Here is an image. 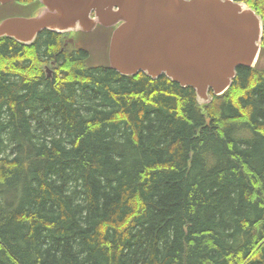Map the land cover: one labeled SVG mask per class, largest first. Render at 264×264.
I'll return each mask as SVG.
<instances>
[{
    "label": "trees",
    "instance_id": "obj_1",
    "mask_svg": "<svg viewBox=\"0 0 264 264\" xmlns=\"http://www.w3.org/2000/svg\"><path fill=\"white\" fill-rule=\"evenodd\" d=\"M234 1L259 57L202 105L54 31L0 37V264H264V0Z\"/></svg>",
    "mask_w": 264,
    "mask_h": 264
},
{
    "label": "water",
    "instance_id": "obj_2",
    "mask_svg": "<svg viewBox=\"0 0 264 264\" xmlns=\"http://www.w3.org/2000/svg\"><path fill=\"white\" fill-rule=\"evenodd\" d=\"M39 2L41 8L32 16L0 19V37L28 44L44 28L60 32L88 31L96 24L110 27V67L122 74H164L192 87L199 105L209 103L211 93H223L238 66L253 67L260 51L261 17L234 0Z\"/></svg>",
    "mask_w": 264,
    "mask_h": 264
},
{
    "label": "flooded vegetation",
    "instance_id": "obj_3",
    "mask_svg": "<svg viewBox=\"0 0 264 264\" xmlns=\"http://www.w3.org/2000/svg\"><path fill=\"white\" fill-rule=\"evenodd\" d=\"M61 37H62L63 41H65L67 39V35H61Z\"/></svg>",
    "mask_w": 264,
    "mask_h": 264
}]
</instances>
